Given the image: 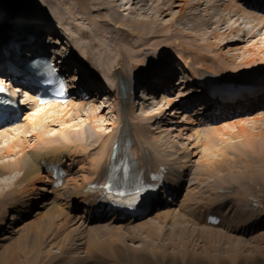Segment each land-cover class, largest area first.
<instances>
[{
	"label": "bare ground",
	"instance_id": "bare-ground-1",
	"mask_svg": "<svg viewBox=\"0 0 264 264\" xmlns=\"http://www.w3.org/2000/svg\"><path fill=\"white\" fill-rule=\"evenodd\" d=\"M10 1L13 0H0V10L2 11V12L0 11V16L1 14H3V11H6L8 12V15L13 17V19L27 18L28 20H24L26 23L35 21L32 20V18L35 19L37 17H41L47 20L59 19L60 21L59 24L63 25V28L65 29V33L69 34L72 40H74V38L72 37L73 33L67 29L66 23L62 19H60L61 13L58 14L59 10L57 12L58 14L57 16L55 15L53 16L52 14L47 13V10L50 11L52 10L50 8L54 7L56 3L55 0H44V1L40 0L39 3L41 4V6L37 3L35 4L33 3L29 5V7L18 6L17 8H12L9 3ZM56 1H58L62 5H67L68 3H71L74 0H56ZM75 1L77 2V4L74 5L72 9L73 10L72 14L74 16L81 15L83 18L86 19V21L90 22V24L95 25L98 31L100 30L109 33V35L114 38L117 44L119 42L127 43L128 40L129 43L131 44L132 39L136 37L134 35L130 37L132 32L136 34L138 33L135 27L140 28L142 30H146L147 22H145V20H142L143 22L133 21L132 25H130L131 27H129L127 23H131V21L121 16V13L119 12L121 10L117 8V5H115V2H117V0H100L102 4L94 3L93 0H75ZM178 1L181 2L182 0H162V2L160 1L161 2L160 4L156 3L157 6L154 7L157 9L154 8L152 10V14L149 17L155 19V17L158 14L159 16H164L165 18L171 13H174L176 7H179V10L177 11L178 15L176 17H180L183 20L186 14L185 13L186 7L189 9L195 7L193 6L194 4L197 5L196 7H200L201 5V4L199 5V1L195 3L192 0H183L184 2H182V4L178 3ZM209 1L212 2V4H210L212 5L211 8L215 7L213 6V4L216 3L217 0H209ZM147 2L149 1L147 0ZM154 2H157V0L152 1V3ZM241 2L242 3H240L239 0H224V5H226L225 10H228L232 16L229 17L227 20L225 18H223V20L217 19V21L213 23L218 27L222 25L224 21L227 22L232 21L233 20L232 17L236 15L245 18L247 17L249 20L253 19L254 21H256V26L259 27L257 32L261 34V30L264 28V17L259 16L256 10H257V6L259 8L261 5H264V0H241ZM165 5H167V7H163ZM183 5H185L186 7H184ZM102 10H105L107 12L109 11V13L106 14L107 12H103ZM154 10L156 11L154 12ZM96 13L97 15H95ZM104 15H106V17ZM103 16L104 19L103 21H101V18ZM24 21L23 23H25ZM5 23L6 22L4 19L3 21L2 20L0 21L1 30L5 27L4 26ZM114 23H118V26L117 27L114 26ZM6 25L10 26V24H6ZM24 26L25 27L22 28L23 31H25L27 35H30L31 37H35L37 40L38 45L36 43L33 44L32 46H38L40 48L44 47L45 49V43L40 42V38H42L47 33V30L44 32L43 25H40L39 23H33L32 25L30 24ZM195 26L199 27L197 23ZM200 26L208 27L206 20H202ZM18 27L21 26L18 25ZM48 29L49 31H51L50 28ZM200 29L202 28L200 27L199 30ZM236 29L237 28L234 26V24L232 26L230 25L227 29V32L224 34H226V36L229 37L231 35L230 32H237ZM176 30L177 28L176 27L174 28L173 25H171L170 23L165 27L162 26L161 29L158 31L153 30V31H148L146 33L141 32L140 33L141 37H138V42L140 43L142 40L146 39V42H142L140 45L148 48L159 45V46H163V48L165 49L168 48V50H173V53L175 54L178 53L177 59L181 60V64H184V67L186 68V72L192 73L193 75L196 76L201 75L203 77H208L209 74L212 73L217 76L220 75L222 77H227L228 79H234V77L236 76L239 77L236 79H241L243 76H247L249 73L248 77H244L245 80L242 82H248L254 80L256 77L259 76H261L262 78L264 77L263 74L264 48L262 49L261 46L256 45L254 41H251L254 43L253 45L249 47L244 46V48L247 49V51H244L243 53V55H245L244 57H247V53L251 52L252 57L250 59L249 57H247L246 59H244L245 62L240 63L237 66L236 65L232 66L231 68L230 66L227 65L228 63L217 62L219 61V58L217 56L219 53L221 54V52L218 53L212 52L215 49L214 44H212V46L210 45V43H206L202 45L200 42L196 40L195 42L190 41L189 42L190 45H187L185 42L188 41L179 40L178 38L173 39V37L176 36L175 35ZM247 33L251 39L257 38V36H259V34H255V32H253V28L251 30H248ZM81 34L84 36V33L81 32ZM220 34H221L220 32L214 31L210 33L208 38L213 37L214 40L215 39L218 40ZM85 35H87V38H90L91 36V34L88 35L86 33ZM5 37L6 36L2 37V41L5 40ZM155 38L156 39L158 38L157 42L152 43L153 40L155 41ZM62 41L63 40H61V42ZM228 42L229 41H227V43ZM120 43L118 44L119 59L117 60L116 64L113 65L114 67L110 73L112 82L116 85L117 92L116 90L114 91V93L112 92L113 89L112 85L111 87L107 86L110 89H107L108 91L106 93L99 88V91H102L100 92V94L102 95L104 94L105 96L107 95V97H109L108 102L110 104V107L113 108L112 111L115 114L114 115L115 119L112 122L113 129L111 133L105 136V138L101 137L100 134L98 135L92 134L91 128L89 126L86 127L85 130L81 132H76L75 130L70 129L69 125L64 129L62 128L63 130L59 133V135L47 136V133L54 128V127L51 128L52 125H55L56 123H58L60 126L64 124H68L71 121L77 119L79 116H83V115L87 118V120L91 125L96 127L95 122L100 119V117L102 116L101 113L104 112V110L101 109L102 108V106H100L101 103L98 104V102H100L99 99L98 100L96 99V101L95 99H93L92 101L85 99H77V102L71 101L67 103V105H63V106L60 104H51L47 107H40V108L38 107L37 103L34 102L33 104L30 105V108L35 113L33 112L32 115H28L27 113L25 119L27 121L25 122V124L18 125L15 128H7L6 130L0 131V144L4 142L3 140L7 136L11 140L10 142L7 143L5 147L0 149V158H5L11 155L18 156L14 162H8L0 165V176L2 177L8 170H11V168L13 170L16 169L21 172L23 171L22 177L19 178L17 181V183L21 185V187L20 188L16 187V189L11 190L8 194L3 195L1 197L2 199L0 200V234L3 232V230L7 228V224L9 223L10 219H13V221L15 222V226L19 221L24 222V220H26L30 214H33L34 211L32 207L34 205L36 206V202L39 199L41 200L43 199L44 197L43 195H45V192H54L57 194L56 195L57 198L55 200H52V202L50 203L47 202L46 204L47 209L45 208V210L48 211V214L45 221H47V223L52 225L55 218H57L60 215L62 216V218L65 217L66 224L74 223V222L75 224L76 223L81 224L77 229L78 231L76 232L78 233L77 236H80L82 239L76 240L70 246L71 252L74 253L77 257L71 263L70 261H68L67 264H86L87 259L85 257L79 256L78 254L82 253L81 252L83 248L82 246L85 245V240L87 239V238L85 239V237L86 236L90 237V235H92L93 237L95 235L94 237L95 244L92 247L91 246L90 247L95 251L104 252V254L107 257L113 254L120 259L121 257L127 255V253L132 254L136 252L146 251L147 249L146 244H145L146 246L142 245L144 246L143 248L142 247L134 248V246H132L133 244H130L129 241L135 242L139 240V237L142 233H146L148 232L149 229H152L153 225L151 222L140 221V220L135 221L129 219L124 220V222H120L117 220L116 217L108 218L104 215L99 216L92 211L93 210L91 208L92 202L88 206L84 204L81 206V208L78 207L71 210V207H75L80 203L83 204L89 199V196L85 195L84 193V189L87 183L90 181L103 179L108 169V165L115 164L122 166L125 163H129V164L131 163L135 172L139 173L142 176H147L151 172V170L157 169L160 166V164H163L164 166L166 165L168 166L167 176L171 180V186L177 188L181 184L182 186L180 187V189L184 186L181 190H179L182 193V191L184 192L188 188L187 181L189 180V177L193 176L194 178H196L197 176L196 172L198 171L201 172V170H203L201 169V166L203 165L197 167L198 163H196L195 157L198 156L199 154L209 153V150H207L208 142L206 141L207 144L205 142L206 146L205 144L203 145L204 139L206 140L207 138H209L210 140L207 139L209 140V142H211L212 140L218 141V138L221 136V133L229 130V128L236 127L234 131H231L230 135H234L235 138L236 137L241 138L239 141V147L241 153L245 154L246 149L244 147L247 148V151L249 149H253L254 152H257L256 150H258L259 143L263 145V149H264V132L262 127L263 124L262 121H264V113L262 116H254V117H250V116L248 117L246 113H244L241 114L242 117H240L239 119H236L235 115L234 116L226 115L225 117H223L224 119L221 118L220 122L215 124H213L214 123L213 122L212 123L213 125H209V123H211V120L206 119L210 111L209 107L202 112L200 110H191L190 113H187L188 109L190 110L192 107L183 105V101L185 102L186 100H191V98L194 97L191 96L188 98V94L184 92L189 90L191 87H194L193 85H190L191 87L188 85L186 89L180 91L181 96L180 98H177L178 99L177 102H175L171 94L174 92L169 91L170 94L165 93V99L163 104L166 103L169 104V107H166V111L164 109L162 110L160 108L158 109V107L157 108L155 107L154 111L148 112L145 111V109H143L142 111L138 112L139 108H135V106L127 107L126 104L124 103V96L126 95L127 98L128 96L131 95L130 92L135 86V84H137V82H142L143 79L149 74L148 73L149 70H152L156 77H160V75H162L161 74L162 72H164L163 75L169 73V75L173 76L175 72L171 70L173 67L171 68L170 66H168L169 65L168 61L170 59L174 61L176 60V58L175 57L170 58V56L166 55V56H162V58L154 57L153 59H147V60L139 58L133 60L135 59V56L133 54L134 52L131 51L132 48L126 44H125L126 47H124L125 45L122 46ZM90 44L91 41L89 42V44L84 45L85 49H82V51L80 50L81 47L79 51H75L74 48H73L74 50H71L69 48L68 51H66V53L68 54L67 56L69 57L67 58L64 56L65 59L67 58L69 60L71 59L70 57H72L73 55L74 56L78 55L79 57V58L77 57L76 60L72 63L68 62V60L66 59V64L64 67H66L65 70L67 73L71 72L74 67L83 70L89 67L90 65L93 67L90 68V70H88L89 75L93 74V72L101 71V69L103 72L105 71L109 63L107 61L111 60V56L105 54V57H107L105 61L104 60L97 61L98 59H95V57H93L92 53L90 52L93 48L92 47L88 48ZM2 46L3 44L0 46V49ZM227 48H229V51L235 50L236 52L238 49H244L243 47L242 48L239 47V45L236 48L235 47L231 48V46L228 45ZM62 52L63 51L61 52L59 51L58 53L60 54ZM204 53H205L204 57L199 58V55ZM233 55H235L236 57L235 53H233ZM171 56H174V54ZM6 58H8V60L12 62H15L16 59V57L14 58V56H8V57L6 56L4 58L1 57L0 62L5 60ZM212 61L215 62V64ZM233 63L235 64V62ZM222 66L227 68H223ZM157 67H162V69H160V71L162 72L156 70ZM3 69L5 71L7 67ZM258 70L259 72H257ZM120 85L121 88H119ZM73 88H76V86H73ZM156 89H157L156 85L153 84L152 90L155 91ZM190 94L191 93H189V95ZM105 96L104 98H106ZM104 98L103 100H105ZM179 101L182 102L179 103ZM155 102H156L155 106H157V104L159 103L158 99H156ZM177 103L179 105L177 106V108H174V106L177 105ZM257 104H261L259 106L263 107L264 101L263 102L256 101L255 103L250 101L247 106L250 107V110L252 109L254 110L255 107H257L256 106ZM182 108H184L183 111ZM49 109L51 110L49 111ZM174 109H176L177 111L175 113H181V115L178 116L179 117L178 120H172V116L175 115V114L172 115V110ZM183 113L184 116H186V118H181V116H183L182 115ZM212 113H216V111H212ZM164 114H166V117H163ZM249 121H253L254 124L253 127L255 128L259 127L257 131L258 130L260 131L255 132L251 130V128H249V126L247 125V122ZM221 123H225V124L222 125ZM72 124L73 126H75L74 123ZM156 124H158V126L155 128L157 129V132H155L156 134H153L156 137L151 138L150 133L153 131V128L151 127L152 125H156ZM193 124L194 126H192ZM175 125L177 127H175ZM39 127L41 130L39 129ZM175 131L178 132L176 136L174 135L175 139H172L173 137L172 133ZM189 132L191 134L190 137L188 138L186 134ZM27 133H30V135L29 134L28 135L31 137L30 138L31 140H35L34 146H32V143L30 142V140H28L26 135ZM184 138L188 139L189 141H193L189 143V144H193L191 146V148L193 149L192 151H189L190 149V148L188 149L189 146L184 147V142L180 144V141L182 142ZM114 144L117 145L115 149L113 148ZM235 147H233V149H236ZM58 159H61V161H65V160L69 161L67 166L69 168L71 166L70 161L73 160L75 162L78 161L79 165L77 167H79L78 169L79 173L81 172L80 177L75 178L73 175L76 172V169H72V168L69 169L70 174L68 175L69 177L67 179H69L75 185V187L73 188L74 190L70 194L71 197L70 202L68 201L69 204H67L65 207L62 205V202L59 203V199L63 198L62 196H60V191L65 189L67 185L64 184V186L59 189H55V188L51 189V184L53 185L54 182L50 178V175L45 174L44 172L46 171V168L44 167V162L48 160L54 161ZM214 165L212 166L215 167ZM258 165L260 166L258 171L259 175L254 171L251 172L250 176L244 175L243 173L242 175H235L233 169L229 170L227 168L231 175H228V177H225L224 175L225 178L219 179L217 181L218 185L215 188L216 191L214 190L215 192L213 191V193L210 194L211 196L205 204L206 212L207 213H209L210 211L217 213L224 212L223 210H221V207L219 205L220 199L224 195V193L219 192L218 189L223 185V183H228L227 185L235 184V183L237 184V179H239L241 185H239V188L233 193V198L237 200L236 205H240L246 208L248 206V203L252 202L253 199L256 200L259 204H261L262 203L261 200L257 199L255 196H250L252 195L251 192L253 191V189H251L252 188L251 184H253V186H255L256 188L257 185H259L260 181H264V162L260 163L259 161ZM252 166H254L253 161L247 167L251 168ZM237 168H239V166ZM232 171L234 174L231 173ZM201 175L203 174L201 173ZM48 182L51 183L49 185L50 188H48L47 186ZM40 183H44V184L38 185ZM263 187H260L259 189L260 192L263 189ZM190 201L193 200L187 201L188 204L186 203L181 204L180 210H177L175 206L176 203L175 205L166 206V207L157 204L155 207H157L159 210L155 220L158 221L157 223L167 220H171L175 223V221H180L182 218H187V220L189 222H192L193 224H197V225L201 224L202 220L200 213L198 212V207L201 208L203 205H201L200 207L199 205H195V203L192 202L189 203ZM196 203L199 204V202ZM12 207L16 209L14 210L13 214H12ZM262 216L264 217V209H262L261 207L254 208L252 210L246 209L245 212L242 214V216L238 217L237 225L232 226L233 231L239 232L241 230H244L243 232H246L247 230L246 228L255 225L254 223H257V225H259L260 227L264 226V222L257 221ZM30 229L31 226L28 225L25 226L23 230L24 232L23 234L25 235L26 233L25 238L28 235ZM183 230L188 231L189 227L187 226L173 227L168 233L174 231V235L176 234L179 235ZM192 230L195 232V235L201 233L209 237L212 235L225 237V234H223L221 230L217 229L215 226L212 225L210 226L206 225L201 228L198 227L194 229L192 228ZM104 231L106 232L105 234L109 233V235L107 236L97 235L98 233ZM73 234H75V232ZM185 239H186L185 236H182L179 239L180 242L179 241L178 242L183 243L182 241H184ZM233 241H235V243L243 242L242 244L247 242L244 238L241 237L239 239L235 237L233 238ZM12 245L14 246L15 244ZM108 246L110 247V250L113 251V253L110 254V252L108 251L109 250ZM61 249L63 251L64 247H61ZM144 255L146 256L145 253ZM99 256L101 255L100 254L91 255L89 253L87 264L96 261L97 259H99Z\"/></svg>",
	"mask_w": 264,
	"mask_h": 264
},
{
	"label": "rangeland",
	"instance_id": "rangeland-1",
	"mask_svg": "<svg viewBox=\"0 0 264 264\" xmlns=\"http://www.w3.org/2000/svg\"><path fill=\"white\" fill-rule=\"evenodd\" d=\"M39 1L40 0H13V1H10L9 3L12 8H17L18 6L29 7V5L33 3L34 4L37 3L41 6ZM148 1L149 2H147V0H117V2H115V5H117V8L121 10L119 11L121 13V16L131 21V23H127L129 27H131L130 25H132L133 21L145 20V22H147L146 30H142L140 28L135 27L136 31L139 34L132 32L130 37H132L133 35L136 37L134 39L131 38L132 39L131 44L129 43V40L127 43L119 42L122 46L126 44L132 48L131 51L134 52L133 54L135 56V59L133 60H136L139 58L144 59V60L153 59L154 57L162 58V56L168 55L170 56V58L171 57L176 58V60L173 61L172 59H170V61L173 64L172 66H174L173 70H175V72L177 71L180 73L178 69L181 70L184 64H181V60L177 59L178 53L175 54L173 53V50H168V48L165 49L163 48V46H159V45L151 47V48L140 45L142 42H146V39L142 40L140 43L138 42V37H141L140 36L141 32L146 33L148 31H153V30L158 31L161 29L162 26L165 27L166 25H169L170 23L171 25H173L174 28L175 27L177 28V30L175 31L176 36L173 37V39L178 38L179 40L188 41V42H185L187 45H190L189 44L190 41L195 42L196 40L200 42L202 45L206 43H210V45L212 46V44H214L215 49L212 52L213 53L221 52V54L219 53L217 56L219 58V61L217 62L218 63L219 62L228 63L227 65L230 66L231 68L232 66H235V65L237 66L238 64L245 62L244 59H246L247 57H249V59L252 57L250 51H249L250 53H247V57H244L245 55H243V53L244 51H247V49H245L244 46L249 47L255 43L256 45L261 46L262 49L264 48L263 47L264 46V35H262L264 34V28L261 30V34H259L257 38H254L255 40L251 39L247 33V31L251 30L252 28H253V31H256L258 28L256 26V21H254L253 19L249 20L247 17L245 18V17L236 15L232 17L233 19L232 21L230 22L224 21V23L218 27L217 25L213 23L217 21V19L223 20V18H225L227 20L229 17L232 16L228 10H225L226 5H224V0H217V2L213 4V6H215L213 8H211L212 5L210 4H212V2H210L209 0H192L195 3L199 1V5L200 4L201 5L200 7H196L197 5L194 4L193 6L195 7L189 8V9L185 5H183L184 7H186V11H185L186 14L183 20L180 17H176L178 15L177 11L179 10V7H176L175 12L171 13L165 18L164 16H159L157 13H156L157 16L155 17V19L150 18L149 16L152 14V10L155 8L154 6H157L156 3L160 4L162 0H157V2H154V3H152L153 0L152 1L148 0ZM55 2H56L54 5L55 8L54 7L50 8L52 10L50 11L47 10V13L52 14L53 16L54 15L57 16L58 14L61 13L60 19H62L66 23L67 29L73 33L72 37L74 38V40L72 42L71 41L68 42L67 47L74 48L75 51H79L81 47L80 50L82 51V49H85L84 45L89 44V42L91 41V44L88 46V48L90 47L93 48L90 52L92 53L93 57H95V59H98L97 61L99 60L105 61L107 58L105 57V54L108 56H111V60L107 61L109 63L105 71L103 72L101 69V72L103 74L100 72V74L104 76L105 82L109 83L110 81L109 76H110L111 70L114 67L113 65H115L117 60L119 59V51H118L119 43L117 44L114 38L109 35V33H106L100 30L98 31L95 25L90 24V22L86 21V19L83 18L81 15L74 16L72 14V11H73L72 9L74 5L77 4L75 0L71 3H68L67 5H62L56 0ZM93 2L102 4L100 0H93ZM182 2L184 1L183 0L181 2L178 1V3L180 4H182ZM239 2L242 3L241 0H239ZM163 7H167V5ZM102 11L107 12L105 10H102ZM155 11L156 10H154V12ZM108 13L109 11L106 14ZM95 15H97V13ZM104 16L106 17V15ZM104 16L101 18V21H103ZM7 20L9 21V19ZM202 20H206L208 27L200 26ZM196 23L199 25V27L195 26ZM233 24L237 28L236 29L237 32H230L231 35L227 37L226 34L224 33H226L228 27L230 25L232 26ZM114 26L117 27L118 23H114ZM200 27L202 29L199 30ZM80 31L84 33V36L81 34ZM214 31L221 33L218 40L216 39L214 40L213 37L208 38L210 33ZM85 33L88 35L91 34L90 38H87V35H85ZM157 39L155 38V41L153 40L152 43L157 42ZM227 41L229 42L227 43ZM251 41H254V43ZM126 45L124 47H126ZM228 45L231 46V48L233 47L236 48L239 45V47L241 48L243 47L244 49H238L240 51L237 50V52L235 50L229 51V48H227ZM233 53L236 54V57L235 55H233ZM173 54L174 56H171ZM204 55L205 53L200 54L199 58H203ZM233 62H235V64ZM213 63L215 64V62ZM223 68H227V67H223ZM177 81H178V78L176 76L173 80H170V83L177 84ZM102 88H105V87H102ZM180 88L181 86H177L176 88H174L173 85L170 86V89L175 91V93L172 95L173 99L174 98L175 100L177 99L178 95L180 94L179 92ZM103 98L97 97V100L98 99L100 100L98 104L101 103L100 106H102L101 109L104 110V112L101 113L102 116L100 117V119L95 122L96 127L91 125L89 121L87 120V118L83 115V116H79L77 119L71 121L68 124H64L60 126L58 123H56L55 125H52L51 128L53 127L54 128L47 133V136L59 135V133L65 127L69 125V128L72 130H75L76 132H81L85 130L86 127L89 126L91 128L92 134H95V135L100 134L101 137L105 138V136L111 133L113 129L112 122L115 119V116H114L115 114L112 111L113 108L110 107V104L108 102L109 101L108 97L104 98L105 100H103ZM164 99H165L164 94H162L159 97V103L155 107L156 108L158 107V109L160 108L162 110L164 109L166 111V107H168V105L167 103L163 104ZM177 106L178 104L175 105L174 108H177ZM50 110L51 109H49V111ZM28 111H29L28 115H32L34 112L32 110H28ZM175 112H177L176 109L172 110V115L175 114L174 116H172V120H178L179 119L178 116L181 115L180 113H175ZM263 113H264V108L263 109L256 108V110H253V111L251 110L246 115L248 117L249 116L254 117V116H262ZM182 115L183 116H181V118H186L184 114ZM26 116L27 115L23 116L21 123L18 125L25 124V122L27 121L25 120ZM163 117H166V114H164ZM240 117H242L241 113L240 115L235 116L236 119H239ZM72 123H74L75 126H73ZM262 123H263L262 127H263V132H264V121H262ZM221 124L224 125L225 123H221ZM247 125L249 126V128H251V130L255 132L257 131V129H259V127L258 128L253 127L254 126L253 121L247 122ZM15 126H11V128H14ZM157 126L158 124L152 125L151 128H153V131H152L153 133L152 132L150 133L151 138L156 137L153 134H156L155 132H157V129L155 128ZM175 127L177 126L175 125ZM235 129L236 127L229 128V130L221 133V136L218 138V141L212 140L211 142H209L210 140L209 138H207L209 140L204 139L203 145L205 144L206 141L208 142L207 150H209V153L208 152L206 153H208L209 155L203 153L195 157L196 163H198L197 167L203 165L201 166V169L203 170H201V172L200 171L196 172L197 173L196 178H194L193 176L189 177V180L187 181L188 188L184 191L185 192L184 195L180 197L178 203L175 205L177 210H180L181 204H184V203L188 204L187 201L189 200L197 199L195 201H198V202L203 200L205 201L204 203H206V201L209 199V194L213 193V191L217 187L218 185L217 181L219 179L228 177V175H231L229 172L230 169L234 170L235 175H242L243 173L244 175L250 176L251 172H254V171L258 173L259 167H260L258 165L259 161L260 163L264 162L263 145H261V143L258 144V150H256L257 152H254L253 149H249L247 151V148L244 147L246 149L245 154L241 153L240 147H239V141L241 138H237V137L235 138L234 135H230L231 131H234ZM177 132L175 131L172 133L173 135L172 139H175ZM28 134L30 135V133L26 134L27 138L32 143V146H34L35 140H31L30 139L31 137ZM190 134L191 133L189 132L186 134V136L189 138ZM187 140L188 139L184 138L182 142L180 141V144L184 142V147L189 146L188 147V149L190 148L189 151H192L193 149L191 148V146L193 144H189V143L193 141H189V140L187 141ZM3 141L4 142L0 144V149L5 147L7 143L10 142L11 140L7 136L5 137ZM233 144H236L237 146ZM233 147H235L236 149H233ZM17 157L18 156L11 155L5 158H0V165L4 163H8V162H14ZM252 161L254 163V166H252L251 168L247 167ZM230 164L231 165L233 164L234 166L232 165L231 167ZM212 165H214L215 167H213ZM238 166L239 168H237ZM240 166L242 169L240 168ZM201 173L203 175H201ZM231 173H233V171ZM22 175H23V171L21 172L16 169L13 170L11 168V170H8L2 177L0 176V200L2 199L1 197L3 195L8 194L11 190L16 189V187L17 188L21 187V185H19L17 181L19 178L22 177ZM80 175H81V172L79 173L78 168H76V172L74 173L73 176L76 178V177H80ZM201 179L203 180V182ZM263 183L264 181H260L259 185H257V188L263 187L264 185ZM43 184L44 183H40L38 185H43ZM66 185L67 187L60 192V196H62L63 198L59 199V203L62 202V205L64 207L67 204H69L70 199H71L70 194L72 193V191L74 190L73 188L75 187V185L70 180H67ZM47 186L48 188L50 187L49 183H47ZM251 187H252L251 189H253L251 193H253L254 196H257L259 199H261V201L264 204V187L262 189L263 191L261 192L259 190H256L252 185ZM56 195L57 194L54 192H45V195H43L44 196L43 199L42 200L39 199L36 202V206L34 205L33 214H30L27 217V219L24 220V222H21V221L17 222L16 224L17 227L15 226V222L13 221V219H10L9 223L7 224V228L3 230V232L0 234V264H67L68 261H70L71 263L77 257L74 253L71 252L70 246L76 240L82 239L80 236H77L78 233L76 232L78 231L77 229L81 224L80 223L75 224V222L66 224L65 217L62 218V216L60 215L57 218H55L52 225H50L49 223H47V221H45L47 214H48V211L45 210L47 206L46 204L47 202L50 203L52 202V200H55L57 198ZM189 198H192V199H189ZM191 202L192 201H190L189 203ZM226 207L227 208L225 209L224 217H223L224 222L222 226L216 227L217 229L221 230L223 234H225V237L216 236V235L214 236L212 235L209 237L201 233L195 235V232L192 230V228L193 229L197 227L201 228L205 226V223H201L198 225L193 224L192 222H189L187 218H182L180 221H175V223L171 220L157 223L158 221H156L155 218L158 212L157 210H154L152 214L140 220V221H147V222L149 221L152 223L153 227L152 229L148 230L149 233L148 232L142 233L139 237V240L135 242L129 241L130 244H133L132 246H134V248H139V247L143 248L144 246L142 245L146 244L147 245V246L145 245L147 247L146 251L136 252L132 254L127 253V255L119 259L116 257V255L111 254L113 253V251L110 250V247L108 246L109 248L108 251L110 252L111 255L107 257L104 254V252L95 251L94 249L91 248L95 244V240H94L95 235L94 237L90 235V237L88 236L85 237V239L86 238L87 239L85 240V245L82 246L83 247L81 250L82 253L78 255L81 257H85L87 259L86 264L88 262L89 253L91 255H96V254L101 255L99 256V259H97L96 261L90 264H264V227L253 230L251 234L249 233L242 234V233L233 232V228L231 229V223L235 225L234 222H236L237 218L242 215L244 208L240 205H236L235 200L233 199L227 204ZM201 209L203 210L201 214L203 215V217H205V208L201 207ZM201 209H199V211H201ZM14 210L16 209L12 207V214L14 213ZM24 225L31 226V229L28 232V235L30 236L27 235L26 238H25L26 233L25 235L23 234L24 233L23 230L25 228ZM182 225L189 227V230L188 231L183 230L179 235L177 234L174 235V231L168 233L173 227H177V226L183 227ZM74 232L75 234H73ZM105 233L106 232L104 231V232L98 233L97 235L98 236L109 235V233L108 234H105ZM180 235L181 237L185 236L186 238L184 240L185 242L182 241L183 243H179L180 242L179 239L181 238ZM235 237H237L238 239L240 237L244 238L247 242L244 244H242L243 242L235 243V241H233V238ZM12 244H15V245L13 246ZM61 247H64L63 251ZM144 253L146 254V256L144 255Z\"/></svg>",
	"mask_w": 264,
	"mask_h": 264
}]
</instances>
